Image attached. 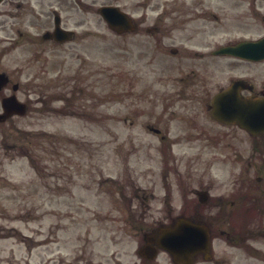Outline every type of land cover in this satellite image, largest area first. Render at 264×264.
Masks as SVG:
<instances>
[{"label": "flooded vegetation", "instance_id": "af4514ba", "mask_svg": "<svg viewBox=\"0 0 264 264\" xmlns=\"http://www.w3.org/2000/svg\"><path fill=\"white\" fill-rule=\"evenodd\" d=\"M95 2L0 0V32L5 34L0 39V57L22 47L23 38L27 44L33 39L36 45L63 46L54 38L42 39L43 33L49 32L46 30L54 25L56 17L63 25L73 11L91 12ZM120 2L106 0L100 5L135 10L134 32L144 31L155 48L169 35V80L162 85L161 99L150 100V109L143 112L149 118L144 130L133 132L123 142V148L129 143L131 153L139 160L142 157L152 162L138 174L148 180L139 183L131 174L120 179L118 192L123 202L130 204L129 209L121 210L117 203L101 216L96 212L91 219H111L114 225L87 227L78 237L81 243L71 260L95 264L91 246L99 243L113 250L97 255V264H124L126 250L119 244L127 241L128 251L138 256L132 264H157L156 258H148V250L157 248L159 229L169 228L174 218L180 217L209 231L208 251L197 254L194 261L249 264L248 257L262 256L252 246V225L254 220L262 222L264 218V133L255 137L237 123L213 119L211 111L213 97L233 83L241 84V99L264 98V0H132L126 8ZM28 25L43 27V33L31 35ZM240 45L244 50L218 53ZM37 51L43 53V49ZM10 83L8 76L7 86ZM221 152L230 161L236 158L227 179L206 178L215 154ZM200 164L204 168L197 170ZM157 174L169 187L162 198L152 188V177ZM157 201L169 202L165 225L155 220L150 209V204ZM260 234L264 237L257 230L256 235Z\"/></svg>", "mask_w": 264, "mask_h": 264}, {"label": "rangeland", "instance_id": "374dc122", "mask_svg": "<svg viewBox=\"0 0 264 264\" xmlns=\"http://www.w3.org/2000/svg\"><path fill=\"white\" fill-rule=\"evenodd\" d=\"M131 2L120 4L126 8ZM73 20H80L79 30L93 33L61 48L36 45L33 39L27 44L23 38L22 47L0 58V70L19 84V100L30 101L27 115L0 124V264H77L69 259L81 243L79 229L114 225L109 219L102 223L91 219L93 212L110 207L96 182L118 178L122 132L136 130V125L124 124L122 116L133 119V110L148 109V100L160 92L169 72V35L155 48L144 31L127 36L108 31L96 10L92 16L75 11ZM28 28L31 35L43 30ZM4 35L0 32L1 39ZM149 84L157 87L149 91ZM72 88L82 93H77L74 104L79 111L71 117L55 113L63 101L40 97L54 92L64 96ZM224 155L217 156L206 178H227ZM139 164H133L136 171ZM202 168L200 164L198 169ZM156 183L162 197L166 187L161 188L158 179ZM167 209L163 201L152 203L155 220L164 221ZM255 246L264 247V242ZM119 248H129L127 241ZM91 249L98 260L97 255L113 247L95 243ZM158 258V264H170L166 255Z\"/></svg>", "mask_w": 264, "mask_h": 264}, {"label": "water", "instance_id": "95a60500", "mask_svg": "<svg viewBox=\"0 0 264 264\" xmlns=\"http://www.w3.org/2000/svg\"><path fill=\"white\" fill-rule=\"evenodd\" d=\"M100 14L108 22L110 27L113 29H116L117 31H120L123 24L125 25L129 24L127 17L115 8H109V7L102 8L100 9ZM126 27L128 29V26ZM4 83H5V79L1 75L0 76V86L3 85ZM228 102L229 100L226 101V105L223 108V117L225 119H230V117L232 116V113H235V112L237 113L236 106L234 109L232 106L228 105ZM3 107H4L6 114L0 116V121H2L6 116H8L9 114L13 112L18 113V114H23V110H24V107L21 104L15 102L14 100L12 101L11 99L4 100ZM243 121H246L247 124L250 123L252 127L254 124H259V128L264 129V110L258 109L255 106V111L253 112L250 111L249 113H247V119H243ZM243 126L247 128L249 131L250 130L252 131V128L250 126L248 125H243ZM186 230L187 231L185 233L183 234L180 233L176 235L175 237H173V239L170 241L171 245H169V248L167 246L166 241H163L161 246L165 249L166 248L169 249V252H171L174 255L176 254L175 252L177 251L181 252L183 250V247L186 245L185 240L189 242H194L196 241V238H199V234L194 229H192V227H189ZM186 235L188 236L186 237ZM196 244H197V241L193 245H196Z\"/></svg>", "mask_w": 264, "mask_h": 264}]
</instances>
